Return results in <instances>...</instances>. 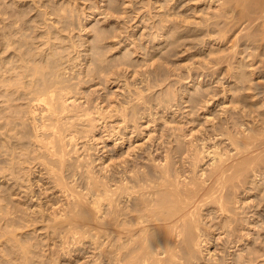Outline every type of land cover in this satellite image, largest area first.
I'll return each mask as SVG.
<instances>
[{
    "label": "bare ground",
    "instance_id": "bare-ground-1",
    "mask_svg": "<svg viewBox=\"0 0 264 264\" xmlns=\"http://www.w3.org/2000/svg\"><path fill=\"white\" fill-rule=\"evenodd\" d=\"M13 1L0 7V149L4 169L9 171L1 177L9 189L23 186L21 171L26 169L29 184L22 196L32 202L27 211L33 213L37 207L43 221L48 219L47 227L61 238L64 234L78 241L101 239V251L112 256L107 255V263L227 264L226 254L215 257L210 246L220 241L223 248L236 247L243 241L245 228L253 226L259 233L264 225V104L253 101L259 86L248 79L257 73L264 77L260 73L263 70H258L264 68V0L197 2L212 9L209 16L200 19L209 29L210 36L205 33L211 37L207 43L221 46L226 37L229 41L239 30L230 39L228 55L220 54L221 47L209 51L215 66L225 64V75L232 79L230 83L233 81V86L221 84V98H233L229 106L228 101L220 103L205 90L185 92L183 104L189 108L182 116L185 128L170 126V131L165 126L169 132L162 130L156 139L150 134L156 129H150L158 111L176 114L179 104L173 103L175 95L160 93L153 98L155 85L136 70L130 74L138 77L132 82L119 75V66H125V71L131 66L126 59L115 57L108 62L107 53L113 47L106 45L107 40L118 37L116 31H109L118 30L114 24L97 23L92 43L79 45L73 37L62 36L69 30L62 32L65 28L60 26L66 13H73L69 7L75 8V0H29L34 5L33 20L39 21L35 25L30 18L25 20L28 15L23 18L24 10L16 13L13 7L26 0ZM102 1L106 2L100 12L103 19L109 22L114 16L115 20L123 3ZM169 21L162 17L158 23ZM38 23L45 30L31 26ZM66 23L68 29L74 24ZM176 24L158 28V36L165 42L176 37L174 33L181 26ZM80 25L75 22V27ZM29 28L32 32L36 29L32 37ZM178 33L181 35L182 30ZM104 79L109 85L115 83L120 92L97 93L96 98L92 92H85L89 82L106 83ZM166 93L173 94L170 89ZM145 133L149 147L143 148L144 142L134 145L135 138H144ZM108 141L114 142V149L126 143L129 146L115 155L101 153L92 159L87 146L105 152ZM51 190L59 194L60 204L46 207ZM263 243L255 242L253 252L233 257L231 263L258 264Z\"/></svg>",
    "mask_w": 264,
    "mask_h": 264
},
{
    "label": "rangeland",
    "instance_id": "rangeland-1",
    "mask_svg": "<svg viewBox=\"0 0 264 264\" xmlns=\"http://www.w3.org/2000/svg\"><path fill=\"white\" fill-rule=\"evenodd\" d=\"M28 1L29 0L24 1L23 5L15 3L16 6H13V7H15L14 9H17V10H15L16 13L20 9H22L21 10L22 12L25 11L24 12L25 15H22L23 14L22 12H21V15L23 16V18H25V16L27 17V15H28V18H25V20L26 19L28 20L30 18L29 22H31V20H33L35 18V16H33V15H35V12H33L34 11L33 10L34 5L32 4V1H29L31 4ZM115 1L117 3H120V4H121V2L123 3V5L120 6V12H119L120 15L119 14H118L119 16L116 15L119 18H117L115 16V20H114L113 19L114 16H113V17H111V21L106 22V20L103 19L104 15L100 14V12H102L105 9V6H104V5H106L105 1L101 2V0H87V1L83 0V2H82V0H78V1L75 0L76 5H75V2H74L75 6L73 5V7H75V8L69 7L70 10L74 9L75 12L74 11H73V13H71L72 11L68 12L69 9L67 7V10H68L67 12L70 15L68 13H66L67 18L65 17V20L68 19L69 21L74 23L72 25V26H74V28H72V26H69L72 23L68 22V20H66V21L64 20V21H65V23L66 22L69 23L68 25L66 23V26L71 27V29L64 27V25H65L64 21L61 22L63 24L59 23V25L61 24L60 26L63 25L61 27L62 29L65 28L64 30H62V32H66V30L67 31L69 30V32H70V33L68 32L67 34L63 33L62 36L66 37V39H68V37L69 38L70 37L75 38V39L72 38V40H75L77 42V44H79V45L80 44L83 45L84 41H85L84 44L88 45L87 43H89L90 40L92 43V40H93L92 34H94V29L99 26L98 24L106 26V23H107L108 26H112V27H113L112 24H114L113 28H115V26H116V28L119 31L121 30L120 32H122V33H120L118 30H112V28L110 27L111 30H109V31H111V32L116 31L117 33L115 32L114 34H117L118 37L115 39L112 38L114 40H112L110 38L111 41L109 39L107 40L108 43H106V45L113 47L111 49V52L107 53L108 62H111V58H115V57H117V58L121 57L122 59H126V61H128L131 64V66H129L127 71H125V66H119L117 68V73L119 75H121L123 78H127V80L129 82H132L134 79H136L137 76L135 75L136 77L133 78L132 75H130V74L132 73V70L133 71L136 70L137 75L140 73L139 75L142 76V78L144 80L151 83L150 85H152V86L155 85L154 86L155 90L152 93L153 98L156 99L159 96H161L160 93H163V95L169 94L170 97H171V95H175L174 97H172L173 103L179 104V105H177L178 111L175 112L176 114H174L170 111L168 113H163V111L162 112L158 111V114L156 115V118H157L156 121L158 123L155 121V123L153 125L155 128L153 127L152 129H150V130L156 129V130L150 132V134L154 136V137H152L153 139H156V137L159 136V134L162 130L167 132L168 130L171 131V129H169L171 127L185 128V126H182V125H185L186 121L184 118H182V116H185L184 114L187 112V110H189V108L186 106L187 103L183 104V99H185V97L183 98V94L184 95H186V93L192 94L195 91L194 89L201 90V91H204V90L208 91L207 93H209L210 96H214V95L216 96L215 99H217L218 102L223 103V101H226V102L228 101L227 105H229L230 101L232 100L231 98H233L232 97L233 95L230 96V98L228 100H225V99L223 100L221 98L219 91L221 90V84L222 83L227 85L228 83H230L229 81H231L232 79L231 78L229 79V76L225 75V72H226L225 71V64L215 66L214 61H213L214 60L213 55L210 54L211 52H209V51L213 52V51H215L214 49L221 47L222 52L220 54L221 55H228L229 50H230L229 44H231L230 41L235 37V34H237L239 30H237V32H235V34H233V36H232L233 38L232 37L229 38V41L227 40L228 37H226L221 46L220 45L214 46L213 43H211V44L207 43V42H209V40L207 41V39L211 38V37H207V35L210 36L209 35V29H207V27L204 28V25L205 26H207V25L204 23V21L202 23L201 22L202 20H200L205 16H209L210 14L208 12H212V9L211 8L209 9L205 6H201L200 3H197V2H199V0H195V1L194 0H183L182 1L183 4H181L180 0H169V1L168 0H151V1L148 0V2L146 0H132V1L131 0H129V1L128 0L127 1L115 0ZM152 1L153 2L157 1V2H159V4L160 3L164 4V5H162L164 7H162L161 4L159 5L157 3H155V5H153L154 3H152ZM163 1H164V3H162ZM13 2H16V1L14 0ZM25 2H27V3L25 4ZM130 2H132L131 5H129ZM150 2L152 4H149ZM167 2H169V3H167ZM8 3L10 4L11 2H8V0L7 1L6 0H0V7L3 6L2 8H4L5 6L8 5ZM145 3H147V5H149L151 7L149 8ZM133 4L137 7H135ZM144 4H145V6H144ZM27 5H29L30 7L29 6L27 7ZM157 5L161 6L162 8L157 7ZM21 6H23L24 8L27 7V9L26 8L23 9ZM31 7H32V11L30 10ZM121 7L125 11H123L121 9ZM124 7H126V8H124ZM80 8H82L83 11ZM145 8H146V10H148L147 12H146ZM151 8H153V9L150 10ZM179 8H181V9H179ZM80 10H81V12H80ZM137 10H138V12H137ZM30 11H31V13H30ZM26 12H28L29 14L28 13L26 14ZM85 15H88V17H87L88 19L85 18ZM158 16H160V17H158ZM162 17H163V19H165L167 21L170 20L174 23H172L170 21L165 22V23H161V22L158 23V21ZM181 17H183L186 20L182 19ZM116 19H117V21H116ZM36 20H33L32 21L33 23L31 22V24L35 25L34 23L39 22L38 20L36 22ZM180 21H183V22H180ZM187 21L189 24L187 23ZM75 22H76V25L81 24L80 27L79 26L75 27ZM199 22L201 24L197 25ZM95 23L96 24L98 23V24L95 25ZM166 23H168V24H166ZM175 23H177L176 25H179V26L181 25L179 28H177L178 32H181V30H182L181 35L177 31H175L174 35L178 34L176 36L177 38L176 37H173L176 39L166 38V40L168 42L167 41L165 42L164 40H162L163 39L162 37L158 36L159 35L158 31H159L160 27H162L164 25H172V24L175 25ZM185 23H186V25H185ZM33 25H31V26L34 28L38 26V27H40V29L45 30V28L43 26H39V23H38V25L36 24V26H33ZM77 27H78V29H77ZM197 27H199L200 29L198 30ZM82 28H83V30L81 31ZM122 29L124 30V32ZM194 29H195V31H194ZM27 30H28V32H29V30H31V32H32V28L31 29L29 28ZM27 30L25 31V33L27 32ZM70 30H72V31H70ZM173 30H175V29H173ZM185 30H187V31H185ZM204 30L205 31L208 30V31L205 32ZM34 31L32 33L31 32L30 33L27 32V33H28V35H30V34H33ZM71 32H73V33H71ZM111 32H108V33H111ZM118 32H119V34H118ZM155 32H157V33H155ZM205 33L206 34L208 33V34L206 35ZM64 34L67 36H65ZM106 34H105V36L108 35V34L107 35ZM71 35H73V36H71ZM174 35H172V36H174ZM30 36L32 37V35H30ZM154 36L156 37L157 40L154 38ZM178 38H180V39L178 40ZM159 39H161V40H159ZM171 39L173 40V43H172ZM175 40H178V41L176 42ZM170 42H171V44H170ZM159 44H161L164 48H162V46ZM163 44H165L166 46ZM65 45H67V46H65ZM68 45H69L68 43L63 44L62 47L66 48V47H68ZM108 46L106 48H108ZM155 46L158 48V50H157V48H155ZM158 46H160L162 49H160ZM154 48H155L154 52L156 51V53L152 52ZM224 49H226V50H224ZM227 49H229V50H227ZM68 51H70L72 53V50L69 49ZM158 51H159V53H158ZM208 53L210 55H208ZM153 55H155V56H153ZM262 56L264 57V55H262ZM208 58H210V59H208ZM151 59H153V61ZM155 59H157V60H155ZM151 62L152 63L155 62L154 66L152 65V67H151ZM218 68H219V71L217 70ZM258 70H261V71L263 70L260 73L264 74V68L258 69ZM161 72H162V74H161ZM188 73H189V75H188ZM226 76H228V77H226ZM100 77L104 78L105 76L102 75ZM187 77H189V78H187ZM103 78H102V80H103ZM132 78H133V80H132ZM145 78H147V79H145ZM108 79H110V78H108ZM194 79H195V81H194ZM248 79L254 85L259 86V87H257V88H259V90L258 89H257L258 91L256 90V92L258 93L255 96L256 98H252L253 101L255 103L258 102L257 104H259V106H261V105L263 106V104H264V97H263L264 96V94H263L264 86L262 84L264 82V77L263 78H262V76L259 77L258 73H257L256 75L255 74L254 75H248ZM98 80L100 81L101 79H98ZM98 80H95L97 82H95V81L89 82L87 84L89 86V88H87V87L85 88L86 93H88V94L89 93L91 94V92L93 93L92 97L96 98V96H98V94L100 96H103V94L104 93L106 94V92L107 93H111L113 91H115L117 93L120 92V90L117 88L115 83L109 85V84H107L108 82H106V79H104V81L106 83H104L103 81H101L102 82L101 83ZM232 82L230 83V85L233 84ZM98 83H99V85H98ZM159 83H162V85L157 86ZM103 84H104V88H103ZM206 88H209V89L206 90ZM261 88H263V89H261ZM169 89L171 90V93H173V94L166 93V92H169ZM216 90H218V92ZM230 94H233V93L231 92ZM81 101H84V99H82ZM218 102H216V103H218ZM216 103H214V104L216 105ZM179 107H181L182 110H179V109H181ZM215 109L218 110L219 108H215ZM215 112H217V111H215ZM159 115L161 116L162 120L158 118V117H160ZM164 119H166V120H164ZM163 120L165 122L166 121L167 122L165 123ZM173 122H175V123H173ZM169 123H171V124H169ZM176 123H178V125L174 126V124H176ZM165 126L168 127V130ZM146 133H145V135H143L144 138H140V139L137 138L138 140L135 138L134 145L144 142L143 148H147V146L150 145L151 143L149 141L147 143L146 139H148V138L146 136ZM97 137H99V135H97ZM107 144H108V149H106L105 152H103L102 150H99L100 148L98 149V148H96V146H90V147L87 146L88 154L90 155V157L92 159H96L99 155H101V153H104L103 155H106V154L108 155V153H110V154L112 153L113 155H115V154H117V152H119L120 148H118L117 146H116L117 148H115V149L112 148V146L114 144L113 141H108ZM128 144L127 143L124 144V147L120 149V152L125 151L129 146ZM154 144H156V143H154ZM98 147H100V146H98ZM1 150L2 149H0V264H105V263L106 264H111V263L113 264V261H111V260H109L110 263L106 262V261H108V259H106V258H108V256L112 258V256L108 254L110 252H108V253L106 252L108 255L107 256L104 254L105 252L101 251L102 250L101 249V239L93 240L92 237H86V238L79 239V241H78L77 239H72L71 236L69 237V235H64V234L61 235L62 236V238H61L60 236H58V234L53 233L52 228L47 227L48 219H46L45 222L43 221V218H41L39 210L37 207L35 208L33 213L32 212L29 213V211H27V209H26L27 205L31 204L32 202L29 203V201L26 200L22 195H23V191L25 189H27L26 186H28V184H29V181H27L28 171L26 169L21 171L23 179L25 180L24 182H22L23 186H19L18 189H15V188L9 189L10 185L4 181L3 177H1L2 175L9 173L8 170L5 171V169H4V162H3L4 159H3V155H2ZM98 168H99V166L96 167V169H98ZM52 191L53 190L49 191L51 194L50 202H48L45 205L46 207H50L51 203H55V202H57V204H54V207L57 206L58 204H60V199L57 197V195H59V194L58 193L52 194L53 193ZM19 192H20V194H19ZM52 207L53 206H51V208ZM28 214H29V216H28ZM261 215H263V214H261ZM29 219L32 221H28ZM217 220L220 221L221 218L218 217ZM257 224H260V223H257ZM259 227H262V226H259ZM252 228H253V226H251L250 229L245 228V230H243L241 232V234H242V236H244L245 240L243 238V241L241 242V244H239V245L237 244L236 247L226 249V248H223L222 245L220 246L221 242L218 241L217 244L215 242L213 246H210V251L217 254L215 257H218V258H220L222 255L226 254V257H228V258H225V260H229V261L225 262V263L232 264L230 261L231 258H233V257L237 258L241 254L245 255L248 252H253V245L255 244V242H257L259 240H263V242H264V225H263V227L259 233L257 232V228H253V229ZM248 232L250 233L249 236L246 235ZM64 237L66 239H64ZM77 237H78V235H77ZM217 237H218V235L215 236V238H217ZM96 238H97V236H96ZM64 240H67L68 242L64 244L63 243ZM95 241H96V243H94ZM263 245H264V243H263ZM263 245H262V247L264 249ZM108 249H109L108 251H110L111 248H108ZM263 249H262V251H260V253H258V254H263L261 260L259 258L258 261H260V262H258V264H264V251H263ZM223 252H224V254H223ZM103 254H104V257H103ZM103 260L104 261L106 260V261L104 262ZM221 264H223V263H221Z\"/></svg>",
    "mask_w": 264,
    "mask_h": 264
}]
</instances>
